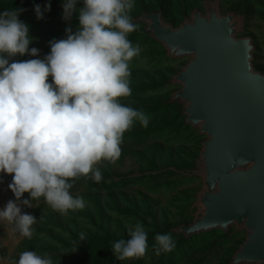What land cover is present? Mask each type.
Masks as SVG:
<instances>
[{
	"label": "clouds",
	"instance_id": "9594fccd",
	"mask_svg": "<svg viewBox=\"0 0 264 264\" xmlns=\"http://www.w3.org/2000/svg\"><path fill=\"white\" fill-rule=\"evenodd\" d=\"M136 0H63L62 20L75 14L77 26L49 41L43 57L29 48V25L19 19L23 8L0 12V174L11 175L14 199L0 209V224L14 240L31 239L37 220L21 208L42 200L64 215L83 210L85 201L72 189L80 179L100 183L102 163L115 164L124 134L137 123L147 127L142 109L122 103L132 95L130 64L141 48L129 39L137 31L130 13ZM50 2L34 5L37 20ZM27 55L29 59L18 60ZM51 78V80H49ZM27 193L28 198L22 199ZM33 201L37 202L36 205ZM80 240L86 234H80ZM170 233L156 234V256L171 253ZM116 260L142 259L148 233L137 222L128 238L112 244ZM12 264H54L47 254L24 250Z\"/></svg>",
	"mask_w": 264,
	"mask_h": 264
},
{
	"label": "water",
	"instance_id": "95a60500",
	"mask_svg": "<svg viewBox=\"0 0 264 264\" xmlns=\"http://www.w3.org/2000/svg\"><path fill=\"white\" fill-rule=\"evenodd\" d=\"M220 1L201 0L177 25L161 8L132 18L165 59H186L165 80L179 88L164 104L179 106L201 138L187 173L200 181L185 212L191 220L167 231L189 239L234 227L244 240L228 264H264V74L253 66V39L242 35L245 15L223 14Z\"/></svg>",
	"mask_w": 264,
	"mask_h": 264
},
{
	"label": "trees",
	"instance_id": "16d2710c",
	"mask_svg": "<svg viewBox=\"0 0 264 264\" xmlns=\"http://www.w3.org/2000/svg\"><path fill=\"white\" fill-rule=\"evenodd\" d=\"M197 1H199L198 3L201 2V0ZM49 2L51 5L50 11L44 14L43 19L37 20L33 12L34 5H40L43 9V6ZM62 2L63 0L0 1V12L23 8L25 11L20 15L19 19L29 25V36L33 38V41L43 40L50 36L49 29L55 24L59 15L62 13ZM171 4L172 0H150L148 2L145 0H137L134 13H131V16H137L142 11H155L161 8L167 20L176 25V23L181 21L184 14H187L190 9L197 5V3H188L185 5V8H178L174 12L175 15L172 17L169 12ZM243 12L247 14L248 9H244ZM262 18H264V16H262ZM136 25H138V29L130 34L129 39L133 44H148L150 48L158 50V58L154 61L153 67L155 69H158V67L166 69L170 64L174 63L173 61L164 59L161 47L142 32L141 25ZM65 26L75 30L77 26L75 14L70 22H65ZM52 35L54 39H61L64 38L65 31L53 32L51 33V36ZM134 64L136 66L138 63ZM170 73V70L167 71V74ZM49 80H51V78H49ZM158 80L159 81L156 82L150 81L149 83L142 81L136 82L132 88V94L141 96L147 91H154L165 87V75H159ZM164 100V98H157L151 100L147 104L131 106L136 109L144 110L149 116L147 127H141L137 123L130 131L126 132L123 137V140L129 142L132 147L131 154H135L133 155L135 159L141 162L138 176H123L121 179H114L103 174V180L100 183L82 178L76 181L73 188H83L88 196H91L90 199H92L95 204L93 207L95 211L94 215L87 213L85 209L80 210V213H76L75 215L80 217L83 216V218L89 220L91 224L97 228L102 227L101 208L98 204L100 202V194L103 192L108 193V198L113 201L114 212L128 219L138 217L146 227V218L150 220L147 231L148 251L145 257H143L147 259L148 264H178L206 239L214 236L215 233H221L219 231H212L189 239H182L180 236L174 235L167 230L186 221L188 218L187 215L182 213L178 218L170 222L166 219V213L161 214V210H154V206L157 205V202L148 196V194L162 196L163 194H169L171 191L175 193L181 190L183 185L195 180L188 174H185V169L190 167L194 157L197 155L196 141L200 139L191 131L190 127L183 125V118L179 114L180 107L176 104L165 105ZM185 142L193 143L195 147L185 152V147L181 145ZM180 151H183L185 157H187L185 161L184 158H179ZM134 185L140 187L137 198H124L125 204L123 206L114 201L116 196L115 193L119 191L121 194L124 188ZM143 188L145 189V194L140 192ZM120 194L118 195L120 196ZM23 196L26 197L28 194L25 193ZM93 219H97L98 222L94 223ZM100 230L105 232V236L88 235L85 240L81 241L78 235H73V240L77 244H80L81 247L85 248L88 256L81 263L73 261L67 264H117L118 260H116L111 251L112 244L114 241L121 238L127 239L128 237L123 233L119 238H116L106 233L107 229ZM158 233H170L172 235L173 240L176 242V247L173 252L161 254L160 256L154 254V237ZM53 252L59 253L57 249H53ZM130 264H142L141 259H135ZM223 264H228V262Z\"/></svg>",
	"mask_w": 264,
	"mask_h": 264
},
{
	"label": "rangeland",
	"instance_id": "374dc122",
	"mask_svg": "<svg viewBox=\"0 0 264 264\" xmlns=\"http://www.w3.org/2000/svg\"><path fill=\"white\" fill-rule=\"evenodd\" d=\"M0 1H11V0H0ZM137 1V0H136ZM146 2L150 0H145ZM197 0H172L169 12L173 17L175 11L180 8H185L188 3H197L196 6L201 7V2L198 3ZM244 9H248V13L243 12ZM135 7L132 10L134 13ZM220 10L223 14L234 11L237 14L245 15V25L242 35L249 36L253 39L255 50L253 53V66L255 70L263 73L264 72V38H263V19L264 16V0H221ZM130 13V15H131ZM189 13V11H188ZM187 13V14H188ZM186 14V15H187ZM138 16V15H137ZM137 16H131L132 18ZM180 22V21H179ZM178 23H176L177 25ZM175 25V24H174ZM65 21L62 20V13L59 15L57 21L49 29V37L43 40L33 41L29 45V48H37L40 52V56L43 57L47 55L50 51L48 47L49 41L53 40V32H63L65 31ZM141 48L140 56L133 59L130 64L131 77H130V87L131 89L138 81L149 83L150 81H159V75H165V80H169L171 76L180 69L181 65L186 62V59L173 61L168 68L155 69L153 67L154 61L158 58L157 49H152L148 44H138ZM164 58V56H163ZM18 60L29 59L27 55L22 57H17ZM165 59V58H164ZM169 60V59H166ZM172 61V60H170ZM142 62V63H139ZM134 63H138L136 66ZM171 71L167 74V71ZM263 71V72H262ZM264 74V73H263ZM164 84L165 87L154 90L147 91L144 95L132 94L130 97L121 98L122 103L132 106L139 104H147L153 99L164 98L165 100L169 98L174 91H176L178 86H169L167 83ZM133 93V92H132ZM164 100V101H165ZM195 133V132H194ZM196 134V133H195ZM198 137V136H197ZM199 138V137H198ZM201 138L196 141L197 150L199 149V143ZM184 146V151L188 149H193L195 145L193 143L185 142L181 144ZM181 146V147H182ZM122 154L115 164L102 163L100 165L101 171L106 176H110L114 179H121V177H135L139 175V165L141 162L135 159L131 154V146L129 142H125L121 145ZM185 157L184 152H179V158ZM172 169V168H170ZM188 173V169H185ZM11 175L0 174V209H2L9 200H13V194L8 190V184L11 182ZM181 190L174 193L171 191L169 194H163L162 196H157L156 194H148L157 205L154 206V210H161V214L166 213V219L168 221H173L178 218L180 214H185L189 207L194 202V195L200 189V181L193 180L191 183L182 186ZM140 187L134 185L124 188L120 192L118 191L115 196L114 201L119 205L123 206L125 204L124 198H137L138 190ZM145 189L140 190L142 194H145ZM74 196H80L85 201V211L91 215H94V201H92L91 196H88L83 188L72 189ZM108 193L100 194L99 207L101 208L102 215V227L97 228L91 224V222L83 216H76L78 211H69L67 214H60L54 211L51 207L46 205L42 200L39 202L37 208H27L22 207V214L32 215L37 223L34 225V234L31 239L14 240L10 237L7 226L0 224V244L6 247V253L8 264H12V261L18 258L21 251L29 250L36 251L38 254H47L50 256L54 264H67L70 262L81 263L87 256L88 253L84 247L77 244L73 240V235H78L80 237L81 233L88 235L105 236V232L100 229H107L109 235L119 238L123 233L128 237V230L131 226L135 225L137 222L142 223L138 217L126 218L120 214L114 212L113 201L108 198ZM120 194V196L118 195ZM28 196L22 197V199H27ZM36 205L37 202L33 201ZM74 213V214H73ZM188 217L186 223L190 222ZM94 223H97V219H93ZM150 220L146 218L147 227L144 225L146 231H148V225ZM181 222V223H184ZM179 223V224H181ZM177 224V225H179ZM244 240V233L237 231L232 227L227 235L222 233H215L214 236L206 239L202 244L198 245L195 250L190 252L181 262L178 264H223L228 262L234 253L238 249V246ZM53 249H57L59 253L53 252ZM135 259L116 261L117 264H130ZM142 264H148L146 258L141 259Z\"/></svg>",
	"mask_w": 264,
	"mask_h": 264
},
{
	"label": "crops",
	"instance_id": "0c3cea01",
	"mask_svg": "<svg viewBox=\"0 0 264 264\" xmlns=\"http://www.w3.org/2000/svg\"><path fill=\"white\" fill-rule=\"evenodd\" d=\"M6 253V247L3 244H0V264H8Z\"/></svg>",
	"mask_w": 264,
	"mask_h": 264
},
{
	"label": "flooded vegetation",
	"instance_id": "af4514ba",
	"mask_svg": "<svg viewBox=\"0 0 264 264\" xmlns=\"http://www.w3.org/2000/svg\"><path fill=\"white\" fill-rule=\"evenodd\" d=\"M263 72V71H262ZM264 73V72H263Z\"/></svg>",
	"mask_w": 264,
	"mask_h": 264
}]
</instances>
